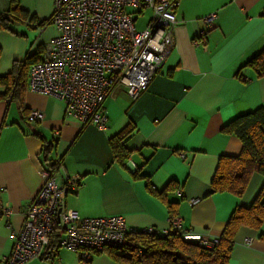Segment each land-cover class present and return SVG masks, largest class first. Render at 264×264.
<instances>
[{"label":"crops","instance_id":"obj_1","mask_svg":"<svg viewBox=\"0 0 264 264\" xmlns=\"http://www.w3.org/2000/svg\"><path fill=\"white\" fill-rule=\"evenodd\" d=\"M16 1L29 18L12 16L10 29L0 30V76L29 58L41 59L59 34L54 25L39 26L50 19L54 0ZM177 1L175 50L137 98L124 86L115 87L104 104L105 127L68 118L62 100L31 91L30 67L18 91L7 93L0 85V264L12 252L44 171L61 182L66 175H80L78 189L66 201L82 217L122 215L135 230L163 233L175 214L183 230L212 239L237 207L253 204L264 186L258 172L242 196L210 194V189L220 157L242 150L241 140L223 127L264 108V75L249 64L264 49V0ZM12 2L0 0V13H9ZM132 11L137 21L145 19L141 29L146 28L152 10ZM211 13L217 19L208 28L204 17ZM35 110L42 111V119L30 118ZM129 127L134 131L126 139L122 166L110 141ZM2 206L13 209L10 217ZM261 234L264 224L239 228L228 264H264ZM53 240V252L27 264H128L107 252L86 262L60 247L57 236Z\"/></svg>","mask_w":264,"mask_h":264},{"label":"built area","instance_id":"obj_2","mask_svg":"<svg viewBox=\"0 0 264 264\" xmlns=\"http://www.w3.org/2000/svg\"><path fill=\"white\" fill-rule=\"evenodd\" d=\"M177 5V0H54L45 26H56L59 34L30 67L29 89L62 100L68 118L105 127L104 104L115 87L124 86L131 98H137L175 50ZM145 7L152 10V17L146 28L137 29V12L132 10ZM216 19L217 14L211 13L204 22L211 28ZM199 42L195 39V44ZM30 118L40 120L43 113L35 110ZM43 177L4 264H27L42 257L54 236L60 247L78 252L81 260L89 262L105 247L123 246L127 234L136 231L122 215L82 217L68 207L66 197L78 189L80 175H66L63 182L49 171ZM1 208L2 214L12 215L11 207ZM181 226L178 217L171 218L170 230L161 234L183 230ZM184 238L204 247L219 241L193 230H184Z\"/></svg>","mask_w":264,"mask_h":264},{"label":"trees","instance_id":"obj_3","mask_svg":"<svg viewBox=\"0 0 264 264\" xmlns=\"http://www.w3.org/2000/svg\"><path fill=\"white\" fill-rule=\"evenodd\" d=\"M12 16L26 19L29 18V13L21 8L18 1L13 0L9 13H0V30L10 29ZM30 19L35 21L34 17ZM48 21L49 19L39 26H45ZM39 60L41 59L29 58L23 65L16 64L11 73L0 76V85L7 87V93L18 91L29 67ZM249 64L256 69L259 76H263L264 49ZM133 131L134 127H129L110 141L113 157L122 166L128 157L125 142ZM223 131L236 135L242 142V150L236 156L220 157L211 182L210 194L230 192L242 196L253 173L258 172L264 176V108L236 117L223 127ZM175 217V214H171V218ZM263 224L264 186L250 207L240 206L234 210L219 235V241L212 247H204L185 239L184 230L181 229L171 230L167 235L136 230L127 234L123 246H108L97 253L107 252L117 261L128 264H228L239 228L247 226L260 229ZM261 237L264 235L261 234ZM52 247H55L54 240L43 256L53 252Z\"/></svg>","mask_w":264,"mask_h":264},{"label":"rangeland","instance_id":"obj_4","mask_svg":"<svg viewBox=\"0 0 264 264\" xmlns=\"http://www.w3.org/2000/svg\"><path fill=\"white\" fill-rule=\"evenodd\" d=\"M144 21H145L144 18H140L139 21H137L136 28L141 29V27L144 25ZM49 26H51V25H49Z\"/></svg>","mask_w":264,"mask_h":264}]
</instances>
